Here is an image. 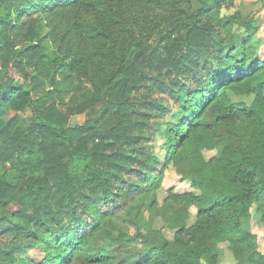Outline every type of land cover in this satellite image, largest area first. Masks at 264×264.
<instances>
[{
    "label": "trees",
    "instance_id": "16d2710c",
    "mask_svg": "<svg viewBox=\"0 0 264 264\" xmlns=\"http://www.w3.org/2000/svg\"><path fill=\"white\" fill-rule=\"evenodd\" d=\"M221 1L0 0L2 56L23 33L18 20L39 9L57 45L51 63L60 71L56 79L37 61L40 52L34 44L20 54L24 64L37 71L30 83L9 78L0 69V164L10 165L21 179L32 167L42 169L17 189L0 177V236L13 234L10 244L0 245L1 253L19 251L21 236L47 231L40 264H62L64 258L70 260L81 252L90 238L76 236L72 226L81 228L87 218L95 220L96 230L107 220L100 205L129 191L121 184L131 166L138 168L136 176L142 178L133 185L137 191L156 185L158 176L150 175L156 155L142 158L133 146L143 139L151 115L160 118L178 107L166 124L167 155L199 122L212 129L211 122L242 119L250 127L252 144L238 153L231 179L200 182L199 218L194 227L180 228L174 244H169L179 249L178 255L168 244L153 242L141 259L128 263L126 257L117 264H185V260L197 263L201 258L214 264L217 240L229 243L235 264H264V254L249 228L252 205L264 220V60L245 53L243 38L227 46L214 45L213 29L202 19L213 16L214 5ZM9 15L16 19L7 22ZM15 63L23 66L18 58ZM200 66L206 70L201 77L197 75ZM72 77L85 83L94 98L90 104L77 103L76 112L95 109L100 101L102 112L93 116L95 124L108 114L114 119L104 128L105 142L96 144L94 136L82 135L90 129L91 118L83 126L70 127L69 118L57 106L54 97L63 95L65 82L72 83ZM190 78L196 81L193 89L185 84ZM45 84L51 88L44 90ZM241 85H247L250 103L224 99L227 91L239 93L235 87ZM131 92L142 94L131 101ZM26 108L36 115L29 126L7 118L9 112ZM95 131L98 134L97 129L91 134ZM52 221L57 225L53 231L49 230ZM86 260L105 261L101 257Z\"/></svg>",
    "mask_w": 264,
    "mask_h": 264
},
{
    "label": "rangeland",
    "instance_id": "374dc122",
    "mask_svg": "<svg viewBox=\"0 0 264 264\" xmlns=\"http://www.w3.org/2000/svg\"><path fill=\"white\" fill-rule=\"evenodd\" d=\"M38 10L22 16L18 20V23H22L23 33L17 39L12 40L11 49L5 56H2L0 51V69L6 72L7 77L25 84L31 82V78L37 74V71L29 63L24 64L25 59L20 54L26 47L33 44L40 52L37 61L52 71L56 79L60 77L59 69L51 63L52 53L53 50L56 51L57 45L53 40V35H50L51 28L45 23L46 18ZM212 14L213 16L204 17L202 23L211 25L215 46L216 44L227 46V44L240 42L243 38L245 53L251 59L264 60V0H224L214 5ZM1 15L6 16L5 11H2ZM6 19L9 22L16 18L9 15ZM0 49H3L2 43H0ZM17 58L23 61L22 67L16 65ZM201 68L204 66H200L199 73H197L199 77L202 73H206V70ZM54 69L58 71L56 72ZM185 84L193 89L196 81L190 78ZM246 86L235 87L239 91L237 94L232 90L227 91L224 99H228L231 103H250L252 96L246 94ZM50 88V84H45L44 90ZM39 92H43V88ZM141 94L131 92L129 100H138ZM156 96V93L152 94V97ZM54 99L63 116L69 118L67 122L70 127L83 126L86 120L91 118L88 121L91 124L90 129L83 132L82 135L94 136L93 142L96 144L108 139L104 135L106 130L104 128L113 124L112 120L114 119L110 118L111 115L108 114L107 119L99 124H95L92 119L95 118L93 116H99L102 112L99 109L100 101H96L95 109L90 108L81 113L76 112L75 105L77 103L79 105L90 104L94 99L89 94L88 86L85 83L72 77V83L65 82L63 95L54 97ZM178 111V107H171L172 114L176 115ZM171 113L160 118L151 115L149 117L151 122L145 130L143 139L133 146V150L136 151L134 153L142 158L151 157V153L156 155V167L150 173L151 176H158L156 185H150L149 189L137 191L133 185L142 178L136 176L138 168L134 165L131 166V172L125 174L126 179L121 184L122 188H130L127 192L130 195L126 197L128 194L123 191L124 197H119L120 199L114 197L100 205V212L106 214L107 220L104 219L96 230H93L96 224L95 220H87L86 217L81 228L72 226L76 236L84 234L89 236V243L83 247L81 252L73 254L70 260L69 257L64 258L62 264H117L121 260H125L126 257L128 258L127 262L132 263L135 258L141 259L153 242H157V244L155 243L157 246L168 244L169 250H173L174 254L180 253L178 248L172 249L171 246L175 242L177 231L180 228L194 227L199 218L203 204L199 200L203 191L200 182L220 183L231 179L234 165L238 162V153L245 151L252 144V139L250 138V127L242 119L218 124L211 122L212 129L202 126V123L199 122L195 126H190L191 128L182 137L178 147L167 155L164 148L167 139L165 130L167 122L174 118ZM10 117L29 126L33 123L36 115L32 108H26L23 112L16 110L9 112L7 118ZM96 129L98 134L95 131L92 135L91 132ZM91 144L89 143V145ZM142 152L147 156H143ZM41 173L42 169L32 167L21 179L17 177L16 171L10 165L0 164L1 179L15 186L16 189L20 187L25 178ZM195 181L200 185L194 184ZM250 213V231L256 236L258 250L264 254V220L256 212L255 205H252ZM50 225L54 226L49 228L52 231L57 227L55 221H52ZM49 232L21 236V240L17 242L20 244L19 251H14L11 255L0 252V264H40L45 257L44 249ZM146 236L147 238H145ZM152 237L153 239H151ZM10 241H13L12 232L1 234V246L10 244ZM214 245L218 254L214 258V264L236 263L227 241L217 240ZM87 257H101L105 261L88 262ZM185 264L208 263L205 258H201L197 263L185 260Z\"/></svg>",
    "mask_w": 264,
    "mask_h": 264
}]
</instances>
